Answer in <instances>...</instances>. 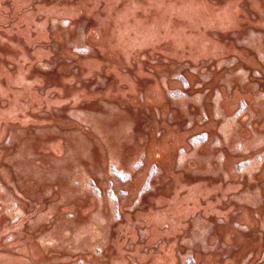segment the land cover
Segmentation results:
<instances>
[{"label": "bare ground", "instance_id": "1", "mask_svg": "<svg viewBox=\"0 0 264 264\" xmlns=\"http://www.w3.org/2000/svg\"><path fill=\"white\" fill-rule=\"evenodd\" d=\"M179 10L181 14L176 15L174 11ZM65 18L70 24L58 25ZM199 18L202 22L198 24ZM174 19H180V23L176 25ZM85 20H91L87 43L94 52L79 55L68 45L76 42ZM254 30L264 31V0H0V188L9 186L22 194L13 206L24 213L15 221L12 203L0 194V242L11 238L0 244V264H68L70 253L80 250L81 257L88 256L90 264H186L184 256L194 239L198 222L195 211L199 209L204 215H212L211 219L221 216L224 221L218 225L217 235L207 240L221 241L220 249L203 248L204 240L194 243L196 261L239 264L248 254L254 256L253 251L260 253L264 246V201L258 205L255 199L264 195V179L259 188L250 180H239L233 169L237 146L243 141L233 133L224 136V132L231 131L228 117L239 100L247 97L252 100L250 110L254 116L251 127H240L241 133L243 137L250 132L256 138L264 137V100H256L264 89L253 86L251 82L257 80L254 75L244 83L245 67H253L254 73L260 72L264 79V55L256 50L261 43L252 41L247 49L238 47L230 35L238 31L250 39ZM209 32L215 34L210 36ZM170 36L179 43L173 42L169 50L161 40ZM197 39L201 41L200 52L191 46L189 53L186 42ZM204 41L210 46H203ZM50 43H56L57 48L45 45ZM149 43L152 47L146 46ZM133 47L151 50H138L134 55ZM203 54L209 57L201 59ZM166 55L179 56L196 66L201 60H213L214 65L202 68L201 74L213 75L208 83L222 102L220 107L214 103L205 106V112L210 122L221 121L219 129L224 132L215 136L211 133L198 150L210 155L207 160L182 165L181 153L172 152L161 162L156 185L145 195V208L127 211L125 208L138 199L146 165L135 171L133 183L124 185L129 196L122 200L121 218L115 221L113 205L105 193L109 180H114L111 165L118 163L123 170L132 171L133 162L150 144L188 150L190 133L202 129L197 122L203 112L198 107L199 87L175 98H164L160 91L163 78L158 81L157 75L161 78L170 71L163 67L167 61L162 56ZM231 55L245 62L240 75L234 76L244 63L214 73L216 65ZM55 57L74 58L79 73H69V64L49 71ZM150 58L158 61L154 67L147 64ZM196 74L185 70L191 81L199 79ZM102 75L110 78L104 87L98 86ZM93 83L96 87L91 86ZM229 83V88L233 87L230 93ZM171 85L182 89L176 80ZM140 96L145 98L140 100ZM162 101H169L170 107L160 108ZM60 102L67 103L66 107ZM193 106L195 110H191ZM216 106L226 114L219 120L214 119ZM176 112L185 115L184 126L195 114L193 125L174 131L178 126L169 118ZM27 118H34L33 130L23 128L26 131L21 139L13 142L24 127L13 121ZM90 120L96 132L82 124ZM99 124L102 129L98 132ZM211 124L207 127L217 129L215 123ZM151 127L153 131H149ZM162 128L170 131L156 136ZM79 130L84 134L80 135ZM83 137L92 141L90 147ZM7 138L9 144L4 143ZM217 141L220 146L215 145ZM190 149L189 145L186 152ZM151 153L162 160L156 149ZM215 155H222L224 161H212ZM74 168L79 169L77 176L72 175ZM250 175L251 179L264 178V169ZM90 179L104 188L100 198L88 186ZM115 182L116 188L123 185ZM235 186L236 196L228 198ZM239 209L241 213L236 214ZM49 214H53L52 219H48ZM146 227L149 237L141 240V231ZM25 228L30 230L26 235ZM48 240L54 243L48 245ZM105 243L107 248L97 254L95 244Z\"/></svg>", "mask_w": 264, "mask_h": 264}, {"label": "rangeland", "instance_id": "2", "mask_svg": "<svg viewBox=\"0 0 264 264\" xmlns=\"http://www.w3.org/2000/svg\"><path fill=\"white\" fill-rule=\"evenodd\" d=\"M40 1V0H38ZM76 1V0H74ZM175 2H178L180 0H173ZM138 9V8H136ZM155 10V13L160 12L158 11V8H152ZM141 10V9H140ZM174 13L176 15L181 14V11H174ZM193 16V14H192ZM197 17V14L194 15ZM193 16V17H194ZM253 19H257L256 16H252ZM180 19H174V23L177 25ZM196 21L202 22L201 19L199 18L198 20L196 19ZM84 25L81 27V31L79 36H77V40L76 42H72L70 43V45H68L70 48H73L74 51L79 54V55H88L94 52V48L93 46H90L87 41L89 40V36H90V31H91V20H85L84 21ZM66 21H61V25L66 27L68 26V24ZM56 29V28H54ZM196 31V28H193V33ZM214 35L215 33L213 32H209L208 35ZM217 34V33H216ZM207 35V36H208ZM231 38H233L235 40V43L237 44L238 47H243V48H248L250 46H248L250 44V42L252 41H257V43H261V46L256 49L259 51H262V54L264 55V31H260V30H254L250 36V39L245 38L246 35H241L240 32L238 31H233L231 34ZM196 36H197V32H196ZM211 36V35H210ZM173 42L175 43H179L178 40H174L172 36H170L169 39H163V41L161 40V43H164L165 48H168L169 50L173 47ZM208 43V44H207ZM214 43V42H213ZM152 43H149V45L146 46H151ZM210 42H203V46L209 47L210 46ZM252 44V43H251ZM45 45H49L51 47L57 48V44L56 43H50V44H45ZM176 45V44H175ZM187 47V51L190 53V49L193 48V50H195L194 48H198L199 52H200V46H201V41L200 40H188L186 42ZM192 46V48H191ZM142 49H149L151 50V48H140V49H134V47L131 49L132 54L136 55L137 51L142 50ZM100 51V50H99ZM98 51V53H99ZM150 52V51H148ZM196 52V51H195ZM184 55V54H183ZM262 56V55H261ZM200 57H202L201 59H203L204 57L208 58L209 56H205L200 55ZM164 63L166 66H163L164 68H170L169 74L168 75H164L161 78L159 77V75H157V80L160 81L162 78V82L160 81V86L162 88L161 93L163 94L164 98H175V97H182L186 94V92H188L189 89H191L192 91L194 89H196V87H199L200 92H199V100L198 102H200V105L198 106L203 112L200 113V115H198V124L201 126L202 129L199 130H195L192 131L190 133V137L187 139V143L190 145L191 149L189 152H186L189 150V145H188V150H186V147H181L180 149H178L177 147H167V146H161V148L158 146L153 147V145H146L147 149H143L140 153H139V158L138 160L134 161L132 164V171L130 170H123L122 168H120V164L115 163L113 165H111L110 167V172L112 174V177L114 178V180H109L107 187L105 189V193L106 195L109 197L113 207H112V211H113V215H114V220L117 221L119 220L120 217V208H121V203L122 200L124 198H127L129 196V192L128 190L125 188V184H129V183H133V180L135 179V171L141 169L144 165H146L145 168V177L142 180V185L138 188L137 191V195H138V199L136 201V203L132 204L131 206H127L125 209L127 211H133L137 208L140 209H144L146 202H145V195L146 193H148L151 189H153L154 185H156V181H157V177H158V173H159V168L161 165V162H164L166 160V158H169L170 156H172V152H174L175 154L181 153L182 155V162L181 164L183 165L184 163H186L187 161H195L196 159H205L207 160L210 155L208 153H200L198 152V150L205 145V143L211 138L210 135L211 133L215 136L217 135L219 132H223L224 131H220L219 127L222 126L221 121L219 119L223 118L226 114H224L223 110H219L217 108V106L220 107V104L222 102L221 97L217 99V90L214 87H211L209 85V81L212 79V74L211 75H202V68L204 67H209L214 65L213 60H201L199 62V64L196 65H190L189 62L184 61V59H182L179 56H162ZM150 62H147L148 66H152L154 67V65L156 64L157 59H148ZM75 59L71 58V57H55V61L53 62V64L48 67L49 71L50 70H54L56 69L59 65L61 64H69L72 65V67L69 70V73H74L77 74L79 73V68L78 66L74 65ZM244 63V64H243ZM238 64H243L239 66V69L235 72V78H237L240 75V71L243 69L245 62L243 61V58H241L240 56H236V55H231L230 57H228L227 59H225V61L223 63H221L219 66L216 65V69L214 71V73L218 72L219 70H223V69H229L232 68L235 65ZM161 65V64H160ZM180 67V68H179ZM47 68V70H48ZM202 69V70H201ZM185 70H188L190 72L192 71H196V75L199 77V79L195 80L194 79L191 81V79H189L188 77H186L185 75ZM255 69L253 67H245L244 68V74L247 78V81H244V83L249 82L248 78L250 77V75H254L255 78L257 80H254L253 82H251L253 84V86H255V88L259 89V88H263L264 89V79L261 78V74L260 72L256 71L254 73ZM228 73V72H226ZM226 73L224 75H226ZM167 76V77H165ZM227 76H230L232 78L233 75L231 73H228ZM153 76H150V81H152ZM261 78V79H260ZM109 76L105 75L100 78V84L98 86L100 87H104V85L109 82ZM176 80L178 82H181V86L182 89H177L176 87H172V81ZM229 81V79H228ZM88 82V80H87ZM221 83V82H219ZM218 83V84H219ZM231 83V82H230ZM230 83L228 85V89H229V93L230 91H232L231 89H233V87L231 86V88H229ZM227 85V84H226ZM92 87H96V84L93 83L91 85ZM235 90V89H234ZM157 95L160 96L159 91L157 90ZM161 97V96H160ZM140 100L144 99V96H140L139 97ZM153 98V96L151 95V97L149 98L150 100ZM191 96H188V99H190ZM257 101H263L264 100V92L261 93V95L256 98ZM252 100H250L247 97H244V99L239 100L238 104L236 105V109L231 113V115L228 117V120L231 121L232 125H231V131L229 132H224V136H228L230 133L236 134L238 136V140H241L243 142H239L238 146H237V153H235V155L237 154L238 157H236L235 160V164H234V172H236L237 174H239V180L242 182L244 179L250 180L253 183H255L257 185V187L259 188V186L262 184V181L264 178H259V177H255V178H249L251 175V173L255 172L256 173H260L263 171L264 169V137L256 138V135L253 132H250L249 134H247L246 136L243 137L244 134L241 133L242 128H240L241 126L243 127H251V122L253 121V116L254 113L250 110V105H251ZM212 103H214L216 106V110H218L215 115H214V119L215 120H219L218 122H210L211 117L209 115V113L205 112L206 108L208 105H211ZM67 103L65 102H60L59 105L66 107ZM83 103H80V106H82ZM149 105V104H148ZM204 105V106H203ZM160 108L161 107H167L169 108V101L167 102H161L160 103ZM206 106V108H205ZM198 108V110H199ZM215 108V107H214ZM213 108V109H214ZM226 106L224 105V110H225ZM135 111L137 110V108L134 109ZM191 110H195V106L191 107ZM132 109L129 110V112L132 113ZM197 111V109H196ZM195 111V112H196ZM194 112V111H193ZM60 113H66L64 111H61ZM39 115H45L48 116V114L46 113H39ZM195 117V114L191 115V119L188 120V123L186 124V126L183 125V123H185L186 117L185 115L182 114V112H176V113H172L169 120L170 122H176V125L178 126V129L174 130V131H183L184 129H187L189 127H191L193 125V119ZM32 119L34 118H27L25 119L23 122H21L19 119H15L13 122L15 123V125L19 124L20 126H24L21 127L19 129L20 134L18 135L17 138H13V142H17L19 140V138L21 139L22 134L26 131V130H33L31 127H33V125L35 124V121H33ZM12 122V123H13ZM211 123H215L217 125V129L215 128V130H213L212 127H207L209 124ZM83 125L89 127L90 129L94 130V123L92 120H90V122L82 123ZM180 124L182 126H180ZM234 124V126H233ZM212 125V124H211ZM23 128H26V130L24 131ZM208 128V129H206ZM100 129H102L101 124L98 125V132L100 131ZM154 128H149V131H153ZM80 131V130H79ZM84 130L80 131V135H83ZM95 131V130H94ZM170 131L169 128H162L160 129L159 132L156 133V136L160 137L161 135H163L164 133H168ZM251 131V130H250ZM96 132V131H95ZM254 135L253 137L251 135ZM242 135V137H241ZM84 140L87 141V145L90 147L92 145V141L90 139H86V137H83ZM149 140V139H148ZM147 140V141H148ZM12 141V140H11ZM146 141V142H147ZM5 144H9L10 143V138H7L4 142ZM216 146H220L221 143L219 141H217V143L215 144ZM153 147V148H152ZM263 147L262 150H260L259 148ZM173 148V149H172ZM156 149L157 152H160L163 156L162 160L160 158H157V155H152V150ZM71 151H68V154H66V156L69 155ZM30 154L32 153V151L29 152ZM242 154H245L246 156H242ZM209 156V157H208ZM233 155H230V157ZM151 159H157V161H151ZM211 159V158H210ZM219 162L222 163L224 161V157L222 155L217 156L215 155V157L213 158L212 161L218 160ZM178 168L180 170H183V166H178ZM220 170H222V167H220ZM223 171V170H222ZM199 172H204L202 170H199ZM195 173H197L195 171ZM79 174V169L74 168L72 169V175L77 176ZM135 174V175H134ZM205 176L208 175L207 173L204 174ZM115 180L121 182L123 185L120 186L119 188H116L115 184ZM170 180V178H169ZM245 183V182H244ZM19 184L22 186V183L19 182ZM240 184V183H239ZM215 185V187L217 185L220 184H213ZM89 187H91L93 189V192L96 194V196L98 198H100L103 194H104V188L97 186L96 184V180L95 179H90L89 180ZM193 186V185H191ZM238 190V187L235 186L234 188L229 190V197L231 198L232 196H236L235 191ZM260 190V189H259ZM240 191V190H239ZM217 190H215V194H216ZM0 194L2 196H4V199H6L9 203L16 204L15 201L20 199V196H22L21 193H17L15 190H13L12 188H10L9 186H4L2 188H0ZM262 197H258L255 199V202H257L258 205H261L264 201V195L261 194ZM0 203H3V200H0ZM124 209V208H123ZM198 211V212H197ZM203 209H199L196 210L195 212H197V224L195 227V230L193 232V242L190 243L189 247V253H187L184 256L185 259V263L186 264H205L204 261H196L195 257H194V251H193V246L194 243H198L201 240L204 243L203 248L205 247V249L207 250H213L215 248H219L221 246V241H216L214 243H211L210 241H207L210 239L211 236L217 235V228L218 225H220L223 221H224V217H217V218H212V215H204L202 212ZM242 209L237 210L235 213H241ZM3 213H8L10 214V211H6L4 210ZM12 215L14 217V220H18L23 218L24 213L21 212V210H18L16 208V205L13 206L12 209ZM53 214H49L48 215V219H52ZM41 223V222H40ZM245 228V226H243ZM30 232V230L28 229H24V234L26 235V233ZM142 236H141V240L143 239H148L149 235H148V230L147 227L142 229ZM23 234V236H25ZM6 238V237H5ZM3 238L0 242V244H3L4 242H8L11 240L10 237L8 238ZM54 242L53 241H46V244L48 245H52ZM108 244H95V252L97 254L102 253L106 248H107ZM223 248L225 245H222ZM5 249V248H3ZM82 250L77 251V252H72L70 253V257H68V260H66V262L69 264L70 262H77L78 264H90L89 260H88V256H84L81 257V253ZM253 254H248L239 264H264V246H263V250L260 251V253H254ZM259 254V255H258ZM227 256V255H224ZM138 264V263H135ZM140 264V263H139Z\"/></svg>", "mask_w": 264, "mask_h": 264}, {"label": "trees", "instance_id": "3", "mask_svg": "<svg viewBox=\"0 0 264 264\" xmlns=\"http://www.w3.org/2000/svg\"><path fill=\"white\" fill-rule=\"evenodd\" d=\"M61 21H66L68 25L70 24V20L67 19V18L62 19ZM61 21H59V23H58V25H60V26H62V25H61ZM67 24H66V25H67ZM55 28H56V27H55Z\"/></svg>", "mask_w": 264, "mask_h": 264}]
</instances>
